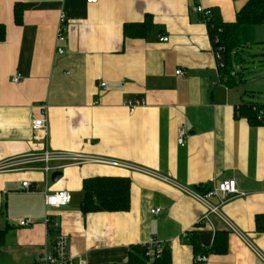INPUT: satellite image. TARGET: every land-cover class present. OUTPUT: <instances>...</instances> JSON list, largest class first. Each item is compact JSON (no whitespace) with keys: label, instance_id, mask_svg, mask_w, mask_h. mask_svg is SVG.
Listing matches in <instances>:
<instances>
[{"label":"crops","instance_id":"1","mask_svg":"<svg viewBox=\"0 0 264 264\" xmlns=\"http://www.w3.org/2000/svg\"><path fill=\"white\" fill-rule=\"evenodd\" d=\"M246 1L0 0V162L46 148L118 163L86 161L48 173L39 164L0 170V264H37L55 236L46 232V214L67 236L72 264L128 263L131 246L152 238L167 243L170 264H192L195 250L181 234L194 229L213 232L210 245L217 233L225 240L226 250L207 253V264H264V231L256 226L264 214V128L238 111L243 102H264L245 97L261 93L264 75L255 79L253 73L250 82L242 77L249 59L264 67V22L241 26L240 56L227 79L216 66L203 14L193 10L212 8L232 21ZM61 14L64 40L57 41ZM146 16L153 31L143 38L124 35L125 23ZM163 36L167 40H159ZM16 75L19 81L12 82ZM244 81L248 90H240ZM127 100L144 103L130 111ZM42 104L47 131L40 140L31 116ZM179 127L187 131L182 145ZM53 171L61 172L56 181ZM91 177L127 178L129 208L83 214L82 182ZM228 179L238 193L219 210L238 233L213 215L212 226H198L206 206L191 192L202 195ZM23 181L31 190L23 189ZM61 190L69 203L47 208L44 192ZM26 217L35 223L18 226ZM149 252L151 260L157 256Z\"/></svg>","mask_w":264,"mask_h":264},{"label":"trees","instance_id":"2","mask_svg":"<svg viewBox=\"0 0 264 264\" xmlns=\"http://www.w3.org/2000/svg\"><path fill=\"white\" fill-rule=\"evenodd\" d=\"M208 11L203 15L208 28L209 38L216 58V66L221 77H230L233 63L239 59L241 47L239 35L240 28L245 24H256L264 22V0H247L236 12L232 21H223L217 10L206 8ZM14 20L17 24L22 22L20 7L14 5ZM155 29L150 16L142 22L125 23L123 32L125 36L132 38H143ZM5 28L0 23V41L4 39ZM239 114L245 117L252 125L264 128V102H243L238 107ZM82 200L80 211L83 214L90 212H116L126 211L129 208V180L125 177H91L82 182ZM256 226L259 231H264V214L257 216ZM202 230L189 231L185 239L193 246L195 252L209 253L224 252L226 250L225 240L215 235L210 246L201 244L200 235ZM5 228L0 229V246L3 243ZM143 246H131L128 255V264H170V256L167 248H163L159 256L152 260L146 256Z\"/></svg>","mask_w":264,"mask_h":264},{"label":"built area","instance_id":"3","mask_svg":"<svg viewBox=\"0 0 264 264\" xmlns=\"http://www.w3.org/2000/svg\"><path fill=\"white\" fill-rule=\"evenodd\" d=\"M97 0H86L87 3H95ZM193 10L206 14L208 11L201 7L200 5L193 6ZM65 22L64 16L61 14L58 17V32H57V41H63L64 36L62 33V25ZM159 40H167V37H160ZM63 50L61 47H57V54H62ZM215 58H218L215 55ZM177 74H181V70L176 71ZM20 79L19 76H13L12 82H18ZM100 86L102 88L105 87V82H101ZM143 100H127L124 102V105L130 110H134L137 106L142 105ZM46 111L47 105L42 104L40 107V112L38 116H31V130L35 134V138H37L36 133H40V137L37 139H45L46 131H47V119H46ZM187 136V131L183 127H179L177 129V138L176 141L179 145L184 143V140ZM86 161L91 162H104L110 164H118L117 162H113L111 160H107L104 158L96 157V156H87L83 154H74V153H65V152H53L48 151L46 148L37 153L26 154L24 156H20L14 159H8L0 162V170H13L16 166H26L27 169H35V164H39L38 169L42 170L45 173L49 171L61 168L63 166L71 165V164H80ZM52 163H58L57 165H52ZM60 163V164H59ZM123 166H127L126 164H119ZM22 187L25 190H31L30 184L28 181L22 182ZM238 193L236 182L234 179L224 180L217 184L211 186L204 194H198L195 192H191V194L201 201L206 206V212L199 218L197 225L202 226L203 224H207L212 226L211 216H215L220 219L230 230L238 233L235 226L221 213L219 210V206L224 203L226 200L231 198L232 196ZM216 197L218 200L217 204H212L208 198ZM69 194L66 191H57L54 193L44 192V203L45 206L49 209H57L66 206L69 203ZM159 208H155L152 210V213H157ZM34 220L32 218H20L17 220L18 226H30L34 224ZM43 223L46 228V232L48 235L55 232V236L52 238L51 248L48 251L43 252L38 260L37 264H72V257L68 252V241L67 236L61 232L57 231V223L52 221L50 214H46L43 219ZM189 231L183 232L181 237L186 239ZM213 236V232L211 233ZM203 245V244H202ZM146 250V256L150 255L149 250L153 249L156 253L155 255L159 256L163 248L167 247L166 242L158 241L154 238L150 239L149 242L142 245ZM208 262V254L204 252H195L192 258V264H207ZM150 264V263H147Z\"/></svg>","mask_w":264,"mask_h":264},{"label":"rangeland","instance_id":"4","mask_svg":"<svg viewBox=\"0 0 264 264\" xmlns=\"http://www.w3.org/2000/svg\"><path fill=\"white\" fill-rule=\"evenodd\" d=\"M257 50L256 49H250L248 50L249 53H255ZM246 68L242 71V77L243 80H246L248 82L251 81L252 79V75L254 73L255 75V79L262 77L264 75V67L258 64H253V62H251V59L248 60V62L245 64ZM238 71H240V67H238L237 69ZM252 72V73H251ZM248 82L243 83L242 87L240 90H248V88L250 87ZM247 99H251L253 101H257V102H262L264 101V88L261 89V93H258L256 91V93H254L253 97H247L245 96Z\"/></svg>","mask_w":264,"mask_h":264},{"label":"water","instance_id":"5","mask_svg":"<svg viewBox=\"0 0 264 264\" xmlns=\"http://www.w3.org/2000/svg\"><path fill=\"white\" fill-rule=\"evenodd\" d=\"M60 176H61L60 171H53L50 174V178L52 181H56ZM200 239L205 246H209L212 239V235L211 233H203L200 235ZM123 264H128V263H123Z\"/></svg>","mask_w":264,"mask_h":264}]
</instances>
